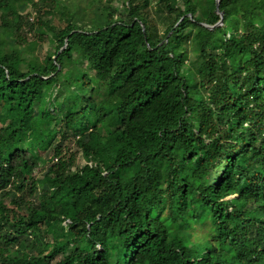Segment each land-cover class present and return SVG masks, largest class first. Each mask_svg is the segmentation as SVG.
Instances as JSON below:
<instances>
[{
  "label": "trees",
  "instance_id": "obj_1",
  "mask_svg": "<svg viewBox=\"0 0 264 264\" xmlns=\"http://www.w3.org/2000/svg\"><path fill=\"white\" fill-rule=\"evenodd\" d=\"M95 1L0 0V264H264V0Z\"/></svg>",
  "mask_w": 264,
  "mask_h": 264
},
{
  "label": "rangeland",
  "instance_id": "obj_2",
  "mask_svg": "<svg viewBox=\"0 0 264 264\" xmlns=\"http://www.w3.org/2000/svg\"><path fill=\"white\" fill-rule=\"evenodd\" d=\"M67 1L71 5V7H75V6L77 7V10H76L77 16L81 13V10L87 4L86 0H67ZM101 1H102V3H105L103 0H101ZM101 4H99L98 1L96 0L94 2V6L92 7V12L93 13L96 12L95 14H96L97 18H100V16H101V18L103 17L102 15H100L99 12H97V9H96V7L101 5ZM42 47H43V49H47V47H49V45L44 43V44H42ZM72 150H74V149H72ZM80 164H81V157L79 154H76L74 165H75V167H78ZM218 168H219V166H218Z\"/></svg>",
  "mask_w": 264,
  "mask_h": 264
},
{
  "label": "water",
  "instance_id": "obj_3",
  "mask_svg": "<svg viewBox=\"0 0 264 264\" xmlns=\"http://www.w3.org/2000/svg\"><path fill=\"white\" fill-rule=\"evenodd\" d=\"M218 2H219V0H215V7H216V12L219 14V16H220V19L222 18V12H218ZM218 25H220V22L218 23ZM205 27H208V26H206V25H204ZM208 28H212V27H208Z\"/></svg>",
  "mask_w": 264,
  "mask_h": 264
},
{
  "label": "clouds",
  "instance_id": "obj_4",
  "mask_svg": "<svg viewBox=\"0 0 264 264\" xmlns=\"http://www.w3.org/2000/svg\"><path fill=\"white\" fill-rule=\"evenodd\" d=\"M217 170V169H216Z\"/></svg>",
  "mask_w": 264,
  "mask_h": 264
}]
</instances>
